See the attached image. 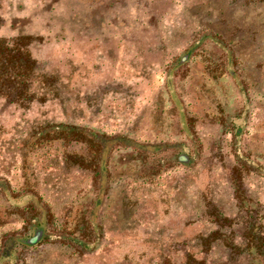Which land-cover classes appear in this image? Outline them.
Wrapping results in <instances>:
<instances>
[{
	"label": "rangeland",
	"instance_id": "rangeland-1",
	"mask_svg": "<svg viewBox=\"0 0 264 264\" xmlns=\"http://www.w3.org/2000/svg\"><path fill=\"white\" fill-rule=\"evenodd\" d=\"M19 38L61 98L0 106V179L62 240L13 245L14 264H178L214 231L264 237V0H0V39ZM27 215L0 218V252ZM240 255L216 240L207 261Z\"/></svg>",
	"mask_w": 264,
	"mask_h": 264
},
{
	"label": "trees",
	"instance_id": "trees-1",
	"mask_svg": "<svg viewBox=\"0 0 264 264\" xmlns=\"http://www.w3.org/2000/svg\"><path fill=\"white\" fill-rule=\"evenodd\" d=\"M23 40H25V38H19L14 43L8 44L4 40L0 39V106L3 108L10 105L24 107L27 106L34 98L35 101L43 100L48 96H51L52 98H61V87L57 77L52 73L41 69L37 62L30 56L29 52L23 49V46L25 45L22 42ZM63 130L62 126L58 125L52 126L50 132L54 131L57 135H60L64 133ZM50 132L39 129L37 132V138H44V136ZM237 136V131H234V137ZM95 139L97 156L102 159V157L105 156L104 144L106 142L110 144L114 140ZM93 143L94 142H92V144ZM182 160V158L179 159V161ZM100 162L102 163V160H100ZM96 168L100 173V168H102L101 165L99 164ZM103 179L102 175H99V189L97 198L94 201V209L90 211L86 219L89 230L91 229L93 232L95 210L100 205V190L103 184ZM0 202L2 203V214L4 217L9 216L10 213L12 214L21 210L26 211L27 214L29 213L24 222L26 228H30L33 232L31 237H24L21 235L8 237L4 241L1 249L0 261L6 262L7 264H14L15 253L12 246L15 244L34 247L40 241L56 242L62 240L60 235L46 233L45 231V225L49 218L47 208L40 204L31 194L21 192L14 195L1 179ZM3 216L0 215V218H3ZM199 239L201 241L198 242L195 247L188 246L187 249L181 250L180 258H182V261L178 264L213 263L214 261L208 262L207 260L209 259L208 253L211 251L212 245L216 240L222 241V244L225 246V249L229 252V254L233 256L241 254L240 256H242L244 264H256L254 261L257 259L260 260L261 264H264V237L261 235H255L254 233L247 232L245 242L237 246L231 245L226 241L227 237L218 234L217 231L209 233L204 239H201L200 236ZM77 245L80 249L87 250L93 245V243L84 241L77 243Z\"/></svg>",
	"mask_w": 264,
	"mask_h": 264
}]
</instances>
